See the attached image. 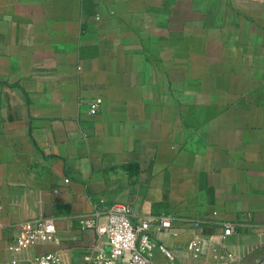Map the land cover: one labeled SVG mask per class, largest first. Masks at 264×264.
Returning a JSON list of instances; mask_svg holds the SVG:
<instances>
[{
  "label": "crops",
  "instance_id": "1",
  "mask_svg": "<svg viewBox=\"0 0 264 264\" xmlns=\"http://www.w3.org/2000/svg\"><path fill=\"white\" fill-rule=\"evenodd\" d=\"M119 202L175 264H264V0H0V262H84Z\"/></svg>",
  "mask_w": 264,
  "mask_h": 264
},
{
  "label": "built area",
  "instance_id": "2",
  "mask_svg": "<svg viewBox=\"0 0 264 264\" xmlns=\"http://www.w3.org/2000/svg\"><path fill=\"white\" fill-rule=\"evenodd\" d=\"M102 103L97 98L90 104V112L96 113ZM68 181V179H66ZM134 208L126 203H114L98 207L94 213L79 218L80 227L95 229L106 237L107 246L84 257V262L73 263L62 258L58 252L43 253L23 260L2 261L0 264H155L154 253L158 249L165 255L162 264H175L176 254L164 244H157L150 230L155 219L148 217L139 223L132 221ZM171 220L160 218L159 230L169 228ZM233 224H227L222 238L231 235ZM56 222L53 218L31 220L23 223L10 249L22 252L38 244L58 241ZM209 240L194 237L188 241L186 250L199 257ZM223 256H220L222 258Z\"/></svg>",
  "mask_w": 264,
  "mask_h": 264
}]
</instances>
